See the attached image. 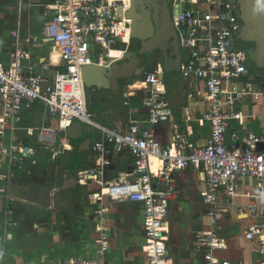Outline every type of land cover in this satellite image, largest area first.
Here are the masks:
<instances>
[{"label":"built area","instance_id":"built-area-1","mask_svg":"<svg viewBox=\"0 0 264 264\" xmlns=\"http://www.w3.org/2000/svg\"><path fill=\"white\" fill-rule=\"evenodd\" d=\"M237 4V0H173V25L187 54L182 75L202 81L209 102L204 120L210 123L211 130L204 146H191L187 152L182 140L163 145L134 119L125 132L95 124L101 135L91 145L94 163L82 171L81 181L86 184L95 179L102 186L101 192L92 195L95 202L108 198L142 205L147 264H175L167 248L165 219L180 193L177 173L189 167L204 176L203 199L209 205L208 215L214 227L232 198H250L241 216L251 221L246 236L258 243V264H264V134L230 133V121L243 118L239 104L264 94V79L235 40ZM52 10L45 33L58 47L62 67L55 66L53 74L48 75L50 64L37 68L25 63L28 52L22 46L20 32H12L16 38L13 53L8 63L0 62V133L19 123L25 108L38 104L43 105L47 117H58L63 129L75 121L91 124L86 69L103 66L105 57L120 45L128 46L134 33L132 0H56ZM163 82L162 67L144 76L150 88L146 99L149 125L168 122L174 115ZM53 132L42 125L37 137L49 146L55 140ZM21 147L19 143L11 149ZM121 148L135 157V165L125 178L108 179L112 155ZM21 152L33 155L35 149L24 147ZM247 179L254 181V192L245 193L241 187ZM221 193L228 197L226 201L220 199ZM222 246V236L213 229L196 235L194 250L208 249L203 264H245L216 258L212 251ZM106 247L103 245V251ZM0 264L8 263L0 258ZM60 264L106 262L70 259Z\"/></svg>","mask_w":264,"mask_h":264},{"label":"crops","instance_id":"crops-1","mask_svg":"<svg viewBox=\"0 0 264 264\" xmlns=\"http://www.w3.org/2000/svg\"><path fill=\"white\" fill-rule=\"evenodd\" d=\"M55 1L0 0V62H9L16 42L12 32L19 30L22 46L28 52L25 63L35 64L37 68L50 64L48 75L53 74L55 66L56 69L62 67L59 49L45 33V24L53 14ZM131 39L128 46L120 45L113 49L100 68L115 67L124 74L127 58L134 56L138 47L157 50L156 46L148 43L133 48ZM130 47L133 52H129ZM183 53L184 61L187 54ZM157 55L160 61H174ZM160 61L157 65H149L136 83L128 81L126 94L124 77L115 83H106L97 74L99 65L91 67L93 76L88 75L93 85L86 82V87L94 88V91L91 95L86 92L88 105L96 95H100L101 103L106 105L105 96L112 94L125 109L113 126L92 120L93 129L87 136L83 128L81 142L91 138L86 155L80 154V145L73 144L58 117L45 115L42 104L25 108L22 120L0 133V258L4 263L60 264L70 259H101L106 264H147L142 205L131 201H110L108 198L95 202L92 195L101 192L102 186L95 179H89L85 184L81 181V173L94 163L91 145L101 135L95 124L125 132L130 120L134 119L140 127L148 128L163 145L182 140L189 152L191 146L206 144L211 126L204 120L209 110L204 83L184 78L180 68L176 70L177 80L186 93L171 96L165 90L169 104L172 103L173 118L158 125L148 124L146 99L150 88L144 83V76L162 67L164 81L165 66ZM263 104L264 94L244 99L239 104L243 118L230 121V133L252 131L264 134ZM42 125L53 129L55 140L52 145L39 141L38 128ZM19 143L23 147L20 151H13L11 147ZM24 147L34 148L35 153L24 155L21 152ZM134 165L135 157L128 149L114 151L106 178H125ZM177 178L180 193L172 201L165 219L167 248L174 263L203 264L204 252L208 249L194 250L196 235L216 229L223 238L222 248L212 251L216 258L258 264V243L246 236L251 221L241 216L243 206L249 203L250 198L244 195L232 198L214 227L208 215L209 205L203 199L205 182L202 172L189 167L178 172ZM241 187L245 193L255 191L252 179L243 181ZM219 196L222 201L228 199L222 193ZM89 238L94 243H87ZM103 245L107 246L104 251Z\"/></svg>","mask_w":264,"mask_h":264},{"label":"flooded vegetation","instance_id":"flooded-vegetation-1","mask_svg":"<svg viewBox=\"0 0 264 264\" xmlns=\"http://www.w3.org/2000/svg\"><path fill=\"white\" fill-rule=\"evenodd\" d=\"M237 1L235 40L246 53L250 64L264 79V0ZM135 4L137 5V13L143 15H148L149 13L152 19L156 16L159 19L158 24L160 29L151 42H148V40L143 41L133 36L130 43L134 45L133 48L142 43H148L147 45L151 44L153 47L156 46V49H159L150 51L146 47H138V52H134L135 55L126 60L128 61L127 64L134 62L135 65L132 64L133 68L126 69L123 76H135L138 72L142 76L153 59L161 60L157 54H160L162 58L177 60V68L181 70L184 51L180 46L178 34L173 25V0H132L133 17H136V12H134ZM139 22L140 20L135 21V28ZM133 48L130 47L129 52H133ZM143 53L146 54L143 55ZM141 54L145 58H142ZM155 54L156 57L154 56ZM136 55L141 58L139 62H136ZM125 80L128 83L129 79Z\"/></svg>","mask_w":264,"mask_h":264},{"label":"water","instance_id":"water-1","mask_svg":"<svg viewBox=\"0 0 264 264\" xmlns=\"http://www.w3.org/2000/svg\"><path fill=\"white\" fill-rule=\"evenodd\" d=\"M136 9H137V5L135 4V7H134V12H136ZM130 14L132 15L133 12L131 10ZM136 17H133L134 20H140L139 24L137 25V27L135 28V26L133 27L134 28V37L135 38H139V39H142L143 41H146L148 40V42H151L153 41V38H155L156 34L159 32V19L155 16L154 19H152L151 15L148 13V15H143L141 13H135ZM159 49V48H157ZM146 53H143V55H145ZM142 55V54H141ZM142 55V58H145L143 57ZM137 57V55L135 56ZM141 60V58L138 56L136 58V62H139ZM133 62V61H132ZM166 64H171L170 61H165ZM133 65H135V63L133 62L132 63ZM128 63L126 64V69L128 68H133V65ZM91 67L90 66V69L89 67L86 69V72H85V80L87 82V85H93L91 84L92 81H91V78L89 75L93 76V72L91 70ZM257 68H259L258 66H256ZM92 72H91V71ZM123 72L120 71V69H115V67H110V68H106V67H97V74H99V76H102V78L104 79V81L106 83H115L117 82V79L120 78V77H125L123 79H129V82H132V83H136L137 82V78L141 76V73H137L135 76H123L122 74ZM89 74V75H88ZM127 81V80H126ZM127 88H128V83H125L123 84V90L125 92V94L127 93ZM124 101V98L122 99ZM67 134L68 136L70 137L71 141L73 142V144L75 145H80V154L82 155H86L88 152H89V145H90V141H91V138H88L86 139L85 141L81 142L82 139H83V125L80 121H76L74 122L72 125H70L68 128H67Z\"/></svg>","mask_w":264,"mask_h":264},{"label":"rangeland","instance_id":"rangeland-1","mask_svg":"<svg viewBox=\"0 0 264 264\" xmlns=\"http://www.w3.org/2000/svg\"><path fill=\"white\" fill-rule=\"evenodd\" d=\"M130 46L134 47V45L131 43H130ZM158 62L159 61L157 59H153V61L149 63V65L151 64L157 65ZM162 63L165 66L164 83H165V90L168 92V94H171L172 96L173 94L181 95V94L186 93V91L182 90L180 82L177 80L176 70H177L178 61L176 60L172 62L171 64H166L164 60V62ZM93 91H94V88H91L88 86L86 87V92L88 95H91ZM107 91H106V94H107ZM261 100L262 98L259 100L260 103H261ZM101 101L102 100H101L100 95H96L94 98H92L90 104L88 105V114L90 118L94 121L103 123L107 126H113L118 120V117L121 116L122 113L124 112L125 106L122 103H120L118 99H115L112 94H107V96H105L106 105H103ZM263 120H264V116H263ZM263 120H262V124H264ZM254 121L261 122V120L259 119H255ZM83 128H84V133L87 136V134H89L90 131H92L93 126L91 124L84 123ZM2 237H3V234H2ZM91 240L92 239L89 238L86 242L94 243ZM1 247L2 245L0 244V248ZM7 253H8V258H9V249ZM7 260L9 261V259Z\"/></svg>","mask_w":264,"mask_h":264}]
</instances>
